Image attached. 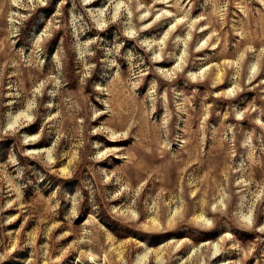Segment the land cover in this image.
<instances>
[{
    "label": "rangeland",
    "instance_id": "374dc122",
    "mask_svg": "<svg viewBox=\"0 0 264 264\" xmlns=\"http://www.w3.org/2000/svg\"><path fill=\"white\" fill-rule=\"evenodd\" d=\"M0 264H264V0H0Z\"/></svg>",
    "mask_w": 264,
    "mask_h": 264
},
{
    "label": "bare ground",
    "instance_id": "6f19581e",
    "mask_svg": "<svg viewBox=\"0 0 264 264\" xmlns=\"http://www.w3.org/2000/svg\"><path fill=\"white\" fill-rule=\"evenodd\" d=\"M116 8H119L118 5H116ZM91 14H92L94 20L97 21V23L102 21V17L104 14V6H100V7L96 8L95 10H93L91 12ZM101 23H103V22H101ZM30 110H31V105H29L27 107V111L21 112L17 116H15L12 120H9L8 125L9 126L16 125L21 118H24L25 120H31L32 115L30 114ZM247 218L249 219L250 216H247Z\"/></svg>",
    "mask_w": 264,
    "mask_h": 264
}]
</instances>
